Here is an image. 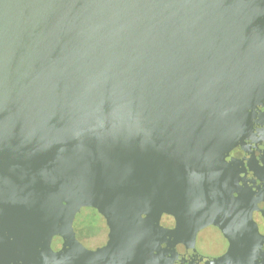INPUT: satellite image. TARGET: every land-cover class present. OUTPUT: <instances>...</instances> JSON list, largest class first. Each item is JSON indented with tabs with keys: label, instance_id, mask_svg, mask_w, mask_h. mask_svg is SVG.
<instances>
[{
	"label": "water",
	"instance_id": "95a60500",
	"mask_svg": "<svg viewBox=\"0 0 264 264\" xmlns=\"http://www.w3.org/2000/svg\"><path fill=\"white\" fill-rule=\"evenodd\" d=\"M0 264H264V0H0Z\"/></svg>",
	"mask_w": 264,
	"mask_h": 264
}]
</instances>
